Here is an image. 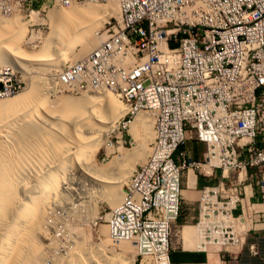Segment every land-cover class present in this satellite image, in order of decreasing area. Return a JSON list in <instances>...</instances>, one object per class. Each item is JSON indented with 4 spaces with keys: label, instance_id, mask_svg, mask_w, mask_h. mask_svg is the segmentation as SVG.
Wrapping results in <instances>:
<instances>
[{
    "label": "built area",
    "instance_id": "obj_1",
    "mask_svg": "<svg viewBox=\"0 0 264 264\" xmlns=\"http://www.w3.org/2000/svg\"><path fill=\"white\" fill-rule=\"evenodd\" d=\"M87 1L114 2L120 23L107 22L98 46L53 78L58 91L120 95L129 110L119 132L139 113L151 118V152L104 221L111 240L133 244L148 264H171L184 171L252 173L264 203V0H0V16ZM25 86L0 67V97ZM191 138L205 147L202 163L181 149ZM214 239L236 242L230 230Z\"/></svg>",
    "mask_w": 264,
    "mask_h": 264
},
{
    "label": "bare ground",
    "instance_id": "obj_2",
    "mask_svg": "<svg viewBox=\"0 0 264 264\" xmlns=\"http://www.w3.org/2000/svg\"><path fill=\"white\" fill-rule=\"evenodd\" d=\"M84 3L89 4L88 7L73 3L69 8L61 7L67 9H44L50 10L51 31L42 55L37 58L29 54L34 58L27 59L34 61L42 73L55 74L62 70L59 67L65 64L63 53L68 50L77 46L82 47V51L95 48L99 43L93 46L94 34L101 42L99 28L109 17L117 15L112 3ZM26 24L0 28V67L11 64L13 66L7 67L20 69L24 75L28 73V65L21 60L24 58L20 56L22 51L18 44L24 37ZM52 53L55 56L49 58ZM39 75L32 74L26 92L13 97L9 96L14 93L1 96L8 98L0 100V264H133L134 258L113 253L100 243L87 244L83 234L80 239L76 228L78 235L72 236L71 242L67 238L65 242L53 241L56 238L53 235L48 238L50 222L44 223L47 210L53 207L71 212L78 206L94 203L100 196L113 207L117 206L122 185L127 181L128 172L123 167L126 165L115 162L112 167H99L95 156L103 132L111 131L129 106L111 90H95V94L85 91L81 97L53 99L50 95L55 93L53 88H57L53 76L50 84L47 77ZM139 114L134 118L133 133L145 144L150 143L153 140L151 118ZM149 151L148 147L144 161ZM145 154L140 150L138 155L131 156L138 160Z\"/></svg>",
    "mask_w": 264,
    "mask_h": 264
},
{
    "label": "crops",
    "instance_id": "obj_3",
    "mask_svg": "<svg viewBox=\"0 0 264 264\" xmlns=\"http://www.w3.org/2000/svg\"><path fill=\"white\" fill-rule=\"evenodd\" d=\"M181 149L194 162H203L202 143L191 138ZM227 173L211 166L183 172L180 213L170 240L171 264H264V223L259 227L261 218L264 222V203L255 177ZM204 196L209 200L205 215ZM229 230L236 242L215 241V233Z\"/></svg>",
    "mask_w": 264,
    "mask_h": 264
},
{
    "label": "rangeland",
    "instance_id": "obj_4",
    "mask_svg": "<svg viewBox=\"0 0 264 264\" xmlns=\"http://www.w3.org/2000/svg\"><path fill=\"white\" fill-rule=\"evenodd\" d=\"M109 3L110 2H104V3H100V4L103 5V4H109ZM111 3H112V5H115L117 8V15H113L112 17H109V19L104 23L106 24L107 22H109L111 20V25L116 24L118 26L120 23V14L118 11V7L113 2H111ZM36 5H39V4H36ZM88 5L85 3H79V6H81V7H88ZM106 6L113 8L111 5H106ZM35 8H36V10H35L36 13L34 12L35 14L32 12H27V13L23 14V16H12V17L0 16V28L1 29H4L3 27H5V25L7 26L6 29H9L10 27L12 28V27H14V25H17L21 22L27 23L25 25L24 37L18 45H20L19 48L22 51V55H20V56H22V58H24L21 60H23L24 63L26 62L28 65V73L26 75H24L20 69H16L17 72L21 75L22 79L25 81L26 87H25V89L21 90L20 92H15L14 94H12L9 97L17 96L19 94L26 92L30 87L31 81H29V80L31 79L30 77L32 76V74L37 75V76L39 74H41L39 76L47 77V79L49 80L48 82L50 84H52V82H51L52 80H50V79L52 78L51 76H53V75H50V74H54V73H50L51 71L50 72L46 71L48 73L47 74L44 71L46 76L45 75L43 76L44 73H42L41 70H38V67L36 65H34L36 63H33L34 61L31 62L27 59L28 58L31 59L34 57L38 58L40 54L42 55V48L44 46V43L46 42L47 36L49 35V33L51 31V24H50V20L48 17L50 10H52L53 8H57V9H67V8H61L60 6H56V7L52 6L50 10H45V11H44V9H43V11L38 9L39 6H36ZM105 24H103V25L101 24L102 26L99 28V30L102 29ZM8 26H9V28H8ZM10 30H12V29H10ZM98 35H97L98 38H101V36L103 39L105 38L104 34H101V35L98 34ZM102 38H101V40H103ZM5 43H7V42H5ZM92 43L94 44L93 46H96L98 43H100L96 39L95 34H94V37L92 38ZM91 49L82 51V47L77 46L76 48H74L71 51L68 50V51L64 52L63 56L65 59V61H64L65 64L63 63L64 65H62V66L60 65L59 68H61V69L63 68L62 70H69L71 62H76L77 60L81 59ZM29 54L35 55V56L33 57V56H30ZM54 56H55V54L52 53L51 56H49V58H53ZM4 66H13V65L4 64ZM35 66L37 68H35ZM34 68H35V71H34ZM35 72H38V74ZM35 80H37V79H35ZM53 82L57 83V88L56 89L53 88L55 93H52L50 95V97L52 96L51 98H53V99L59 98L60 96L81 97L82 95H84L83 93H85V91L79 92V93L58 91V88L61 87V80H54ZM86 92H89L90 94H95L97 91H86ZM117 97L120 100V95H118ZM6 98H8V97H0V100L6 99ZM120 101L122 102V100H120ZM122 103L125 104L124 102H122ZM139 115L147 116L145 113H140ZM125 116H126V114L118 119L116 126L122 125V118ZM135 119L132 121L130 128L128 126L125 130H122L121 132H119L116 129V126L111 131L103 132V134H102L103 137H101V140H100L101 142L99 143L100 145L98 147V151L96 152V156H95L96 163L98 162L97 164L99 167H102V166H103V168H108L109 166L112 167L115 164V162H117V163L121 162L122 166L126 165L127 167L126 166H123V167H124V171L128 172V173L126 172L128 174V175H126L127 181H128V179H131V173L130 172L133 171V169L137 165L141 164L144 161V159L146 158L147 150H148V147L150 148V143H151L150 142V143L145 144L142 140L137 139L138 138L137 136H136L137 138L135 137V134L133 133V129H132V125L135 122ZM125 120L127 121V118ZM258 137H259V135H258ZM261 140H262V142H264L263 138ZM140 150L145 151V153H146L142 159L137 160L135 157H132L134 155H138ZM149 153H150V151H149ZM131 157L133 159H131ZM117 163H116V165H117ZM107 165H109V166L106 167ZM123 167H121V168H123ZM237 173H238V171H228L227 174L228 175L234 174L236 176ZM248 175H249V172H248ZM127 181H125L123 183L122 189L128 183ZM121 196H122V193H121ZM100 197L95 198L96 204H95V202L94 203L92 202L94 208L92 207V203H91L90 205L85 204V205L78 206L76 209H74L71 212H66L65 209L64 210L61 209L62 207H57V208L53 207L54 209L51 208V209L47 210L46 216L44 219V223L46 224L47 222H50L49 224L47 223L48 225L46 224L49 227V233H50L48 238L52 237V235H53L54 238L56 237L53 241L58 239L56 241L65 242L68 240L71 242L72 236H77L78 234H79V236H81L80 234H83L82 236H84L83 237L84 239L82 238V236L80 237V239L85 240V242L87 244H91V245H95V244L100 245L101 244V246L107 248V250H112L113 253H119V254L125 255L126 257L134 258L133 264H140V263L146 264L147 263L146 258L145 257L141 258L139 252L136 250V248L133 244L114 242L113 240H111L109 238L108 228H107L104 220H105L107 214L110 212V209L114 208L115 206L113 207V205H111L110 202L106 200V198L104 199V197H101V198ZM95 205H96V207H95ZM91 207L95 210H92ZM60 213H61V216H60ZM261 223H264L262 218H261V220H259V227H262ZM67 227H72L74 230L76 228L79 231V233L77 230H75V233H74L73 229L68 230ZM50 231H53V232H50ZM72 231H73V233H72ZM76 231L78 234L76 233ZM55 233H56V235H55ZM69 233H70L71 237L69 236ZM65 234L69 237H67ZM64 235H65V237H64ZM64 238L65 239L67 238V240H65ZM47 242L50 243L51 240L46 241L45 243H47Z\"/></svg>",
    "mask_w": 264,
    "mask_h": 264
}]
</instances>
